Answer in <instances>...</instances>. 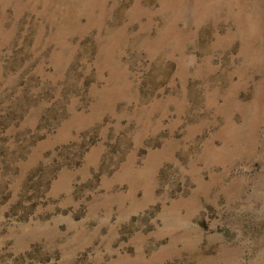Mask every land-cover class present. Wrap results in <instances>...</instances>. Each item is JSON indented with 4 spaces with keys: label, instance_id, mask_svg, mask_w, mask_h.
Here are the masks:
<instances>
[{
    "label": "rangeland",
    "instance_id": "374dc122",
    "mask_svg": "<svg viewBox=\"0 0 264 264\" xmlns=\"http://www.w3.org/2000/svg\"><path fill=\"white\" fill-rule=\"evenodd\" d=\"M0 264H264V0H0Z\"/></svg>",
    "mask_w": 264,
    "mask_h": 264
}]
</instances>
